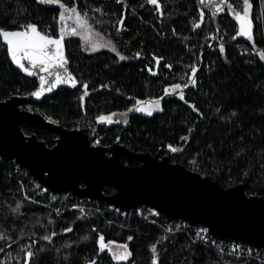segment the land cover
<instances>
[{
  "label": "trees",
  "instance_id": "16d2710c",
  "mask_svg": "<svg viewBox=\"0 0 264 264\" xmlns=\"http://www.w3.org/2000/svg\"><path fill=\"white\" fill-rule=\"evenodd\" d=\"M61 2L86 14L92 25L87 40L84 34H64L80 86L61 88L29 109L69 130L96 129L104 147L120 142L134 153L155 155L172 146V163L213 176L224 188L244 185L248 195L264 197V0H249L251 39L238 35L234 22L233 10L243 12L244 0H229L232 7L219 30L193 0ZM61 11L45 0H0V29L31 23L59 37L61 27L75 26L73 20L60 21ZM91 40L106 46L93 49ZM37 86L13 65L0 37V102L29 95ZM23 131L50 148L56 144L57 135L45 130ZM123 163L140 164L133 158ZM42 189L26 168L0 157V264H25L28 251L33 255L27 264H264V249L243 246L245 255L233 254V242L202 241L199 228L166 220L153 209L126 213L90 199L41 195ZM101 235L106 244L115 242L109 247L127 245V259L101 251Z\"/></svg>",
  "mask_w": 264,
  "mask_h": 264
},
{
  "label": "water",
  "instance_id": "95a60500",
  "mask_svg": "<svg viewBox=\"0 0 264 264\" xmlns=\"http://www.w3.org/2000/svg\"><path fill=\"white\" fill-rule=\"evenodd\" d=\"M193 1L200 12L210 15L219 30L220 19L229 9V0L221 5L223 11L209 6L207 2ZM249 20L252 36L255 23L250 15ZM234 22L240 31L235 17ZM38 31L43 33L39 28ZM62 43L66 62L63 68H50L49 72L59 70L63 76L66 69L74 76L75 84H58L52 91H45L39 97L32 93L39 90L40 77L45 76L49 83L55 77L39 68L29 75L13 62L8 52L13 65L35 79L38 86L29 95L14 96L0 102V157L4 161L14 160L26 168L31 177L50 194L106 203L126 213L143 207L150 208L166 220H182L197 228L207 229L218 240L264 249V197L248 195L244 185L224 188L213 176H203L181 163H172L176 152L172 146L153 155L134 153L120 142L110 147L94 145L96 129L69 130L28 108L32 102H42L61 88L74 90L80 86L70 67L65 36ZM23 63L30 67L27 60ZM25 126L57 135L55 146L48 147L35 134L26 135L23 131ZM126 158L137 160L139 166L124 164ZM108 188L113 189L114 193L107 194Z\"/></svg>",
  "mask_w": 264,
  "mask_h": 264
},
{
  "label": "snow or ice",
  "instance_id": "6c2138e0",
  "mask_svg": "<svg viewBox=\"0 0 264 264\" xmlns=\"http://www.w3.org/2000/svg\"><path fill=\"white\" fill-rule=\"evenodd\" d=\"M46 3L49 4H58L60 9L62 11L59 14L60 21L64 22L66 19L73 20L75 26L67 29L66 27H61L60 29V36L59 38H55L53 36L45 35L38 31V28L35 24H27L23 29L21 30H4L0 29V37H2L3 41L7 45V50L11 55V58L13 62H15L21 69H23L26 73L29 75L33 74V70L39 68L41 71L48 73L51 76H54L55 79L51 83L46 79L45 76L40 77V88L38 91L32 93V95L39 97L43 92L45 91H52V88L55 87L58 84H64V83H71L75 84V78L72 75L71 72H68L65 69V75H61V72L59 70H55L52 72H49V69H61L63 68L66 58L63 53V39L64 34L66 31H70L72 34L80 35L84 34V38L87 40L91 33H92V25L89 23L86 14L81 15V13L75 8V7H68L64 3L61 2V0H45ZM151 4H158V0H148ZM207 2L209 6H214L216 9L223 11V8L221 7L222 4L226 3V0H201V3ZM244 4L246 7L244 8L243 12H236L233 10V14L240 25V31L238 35H244L248 36L249 39H251L250 35V29H251V23L249 20V14H248V8L250 7L249 0H244ZM228 7H232L230 4ZM66 13H69L70 15L66 16ZM201 18H203V13L201 14ZM119 24L121 27H123V20L119 21ZM198 26V25H197ZM99 36V33L96 34ZM91 46L93 49L106 46L101 45L97 43L95 40L90 41ZM112 51L116 52L115 47H112ZM221 51H223V45H221ZM117 55H120L117 52ZM139 55V54H137ZM260 57L264 59V52L260 53ZM125 57L120 55V59L123 60ZM27 60L30 67H26L23 61ZM167 66V65H166ZM170 67V66H169ZM151 71V69H149ZM196 69L193 68L192 72L195 73ZM194 82V81H193ZM48 85L45 87V85ZM187 85H185L186 87ZM87 84L83 85V88L87 89ZM174 89L181 88L180 84H175L172 86ZM87 95V91L84 93ZM181 99H183V94H180ZM138 111H143V108L137 109ZM101 121L108 120L107 117L101 116L99 117ZM109 122H111L109 120ZM173 151H176V149H172ZM64 231H71V229H65ZM206 231V230H202ZM52 235H55L53 233ZM0 239H4L3 236H0ZM45 240L50 239V237L45 236ZM128 239H132V237H128ZM99 244H100V250L103 251L105 248L108 249V252L112 254V258L121 261L126 260L127 257L130 255V252L127 251V245H121L120 248L124 249L122 252H116L113 250L112 247H109V245L115 244L114 241H109L107 244L104 242V237L101 235L99 237ZM238 247V246H236ZM0 251H3V249H0ZM153 252H155V246H153L152 249ZM33 253L31 251H28L26 253V261L25 264H27V260H30ZM90 264H95V262H90ZM153 264H156V261H153Z\"/></svg>",
  "mask_w": 264,
  "mask_h": 264
},
{
  "label": "built area",
  "instance_id": "2783aa9c",
  "mask_svg": "<svg viewBox=\"0 0 264 264\" xmlns=\"http://www.w3.org/2000/svg\"><path fill=\"white\" fill-rule=\"evenodd\" d=\"M43 191H41V195L45 194L47 191L43 188ZM202 230H206V231H202ZM199 238L202 241H207V242H211L212 245H224V241L222 240H218L216 238H214L208 231L207 229L204 228H199ZM230 252L239 256L245 255L246 250L243 248L244 245H240V244H232L230 245ZM238 246V247H236Z\"/></svg>",
  "mask_w": 264,
  "mask_h": 264
},
{
  "label": "rangeland",
  "instance_id": "374dc122",
  "mask_svg": "<svg viewBox=\"0 0 264 264\" xmlns=\"http://www.w3.org/2000/svg\"><path fill=\"white\" fill-rule=\"evenodd\" d=\"M94 145H99V142L96 140V141L94 142ZM112 248H113V250L116 251V252H122V251H124V249L120 248L119 246H113Z\"/></svg>",
  "mask_w": 264,
  "mask_h": 264
},
{
  "label": "flooded vegetation",
  "instance_id": "af4514ba",
  "mask_svg": "<svg viewBox=\"0 0 264 264\" xmlns=\"http://www.w3.org/2000/svg\"><path fill=\"white\" fill-rule=\"evenodd\" d=\"M66 38V37H65ZM57 138H58V136H57ZM57 138H56V140H57ZM55 146V145H54Z\"/></svg>",
  "mask_w": 264,
  "mask_h": 264
}]
</instances>
